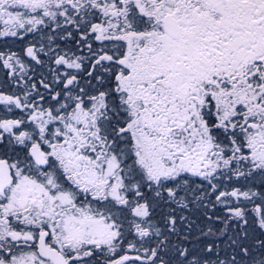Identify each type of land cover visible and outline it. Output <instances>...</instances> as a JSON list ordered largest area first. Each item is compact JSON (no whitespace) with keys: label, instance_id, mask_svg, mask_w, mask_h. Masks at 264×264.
<instances>
[{"label":"snow or ice","instance_id":"1","mask_svg":"<svg viewBox=\"0 0 264 264\" xmlns=\"http://www.w3.org/2000/svg\"><path fill=\"white\" fill-rule=\"evenodd\" d=\"M0 264H264V0H0Z\"/></svg>","mask_w":264,"mask_h":264}]
</instances>
